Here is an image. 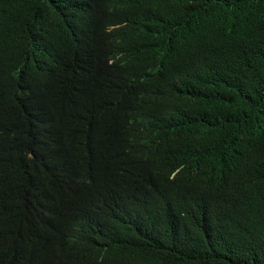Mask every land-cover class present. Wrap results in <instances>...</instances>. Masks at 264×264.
<instances>
[{"label":"trees","instance_id":"trees-1","mask_svg":"<svg viewBox=\"0 0 264 264\" xmlns=\"http://www.w3.org/2000/svg\"><path fill=\"white\" fill-rule=\"evenodd\" d=\"M0 264H264V0H0Z\"/></svg>","mask_w":264,"mask_h":264}]
</instances>
